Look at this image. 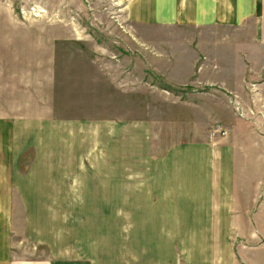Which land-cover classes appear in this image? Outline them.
I'll list each match as a JSON object with an SVG mask.
<instances>
[{
	"label": "rangeland",
	"instance_id": "1",
	"mask_svg": "<svg viewBox=\"0 0 264 264\" xmlns=\"http://www.w3.org/2000/svg\"><path fill=\"white\" fill-rule=\"evenodd\" d=\"M130 8L131 0H0V115L27 125L25 170L38 156L66 188L51 208L58 226L57 235L47 229L51 242L26 232L29 212L18 196L4 197L1 228L11 226L5 239L15 264L70 257L102 264H244L241 252L264 264V253L243 245L264 241V211L257 213L258 200L264 206V82H257L264 74L249 86L254 113L243 108L242 117L223 86L169 83L184 80L199 51L225 68L249 48L259 67L264 21L255 31V21L242 30L198 21L141 23ZM222 70L209 80L240 86ZM232 117L259 130L240 122L254 137L256 161L243 167V154L225 175L218 151L208 155L202 144L228 141ZM29 182L39 189L37 180ZM233 186L243 202L252 200L249 228H229L230 213L221 211L229 210L221 199ZM207 188L213 206L202 204Z\"/></svg>",
	"mask_w": 264,
	"mask_h": 264
},
{
	"label": "crops",
	"instance_id": "2",
	"mask_svg": "<svg viewBox=\"0 0 264 264\" xmlns=\"http://www.w3.org/2000/svg\"><path fill=\"white\" fill-rule=\"evenodd\" d=\"M130 14L134 20H139L141 23L162 21L166 23L172 22L174 25H180L181 23L198 21L202 22L203 24L201 25L206 27L224 26L222 23H225L227 28H235L236 30H242L246 28L250 22L255 21V31L258 26L257 22L264 21V0H131ZM247 50L250 52L249 48H245V50L239 52L238 56L240 61L238 60V63H226L225 68L219 62L216 63L211 61L208 52L199 51L191 64V72L184 78V80L178 82L172 81L169 83L192 85L193 82H196L203 83L207 85L206 87L209 86L214 88L217 86L220 87L221 90H224L222 88L223 86L228 93L225 97L231 98V101L236 99L244 109L247 110L250 108L254 113L253 104L251 103L248 91L249 86L251 87L252 84L251 81H255L258 74H264V63L257 67V61L252 60L249 57ZM258 50L261 51V47ZM200 53L203 55H200ZM189 65L190 64L187 66ZM218 67L222 68V71H226L227 74H231L233 78L235 77L237 80L239 79L240 86L226 85L221 79H218L217 81L209 80L210 73ZM166 74H171V69ZM261 78L262 79L257 82H264V76ZM223 99L227 104L225 98ZM228 108L230 107L228 106ZM231 112L233 113L232 109ZM233 118L234 117H232L230 121L228 119L231 125L232 134L228 141L225 140L223 144L218 145L217 147H214L209 143L202 144L205 145L203 146V149H205L204 151L208 155L210 151L212 154L218 151V164L222 167L225 166L227 170L225 171V175L230 174L231 164H233L235 168L237 160L241 162L243 154L245 156L243 167H246L250 162L255 160L252 156L253 152H250L251 140L254 137L251 136V132L248 133L243 129L240 122L242 121L246 125H249V128L253 129V131L258 132L259 130L257 128H252L253 126L249 124L250 121L249 123L245 121L246 118L243 119L239 117L238 119L240 122L233 121ZM259 121H261V127H259L264 131V121H262L261 117H259ZM26 127L27 125L18 116L0 115V207H2L0 208V264L16 263L15 260H13V255L11 253V244L5 239L8 234H11V226H5L4 233L1 228L2 221L6 218L8 205V202H6V199L4 200V197L12 198L13 196H18L21 199L23 208H25L26 212H29V224L26 232H29L33 237H38L39 235L47 237L51 242L52 237L47 234V229L51 230L53 227L52 235H57L58 228L56 224L57 220L52 218L53 214H51V208L53 206L55 209L57 205L56 198L59 195V191L60 193H65L66 190L62 184L59 188L60 182L58 176L50 175L45 168L47 167L46 162L42 159H38L40 157L37 156L32 160L34 161L31 165L32 168L30 167L28 170H25L23 167L25 165L23 156L27 151L25 141L27 135H29L27 134ZM239 145H241L240 148L238 147ZM238 151L241 152L240 158L237 157ZM30 159H32V157ZM215 161L217 160L212 159V165H215ZM37 175H39V177ZM29 178H34L38 181L39 189L36 188L35 184H30ZM15 181L18 183V188H10ZM224 181L225 180H223V182ZM212 185L213 184H210V188ZM225 185L226 183H224V186ZM224 186L223 188H225ZM230 188L231 190H227L229 193L227 194V199L225 197V189L224 192L220 190L222 197H225L224 199H221V203H224L226 204V207H229V210L221 209V211L222 213L229 212V221L234 222V224L229 225V228L238 229L245 225L249 228L250 226L247 224L250 223V220L249 223H245L247 220L245 216L250 218V214L254 213L252 200L247 201L248 203L243 202V196L237 191L235 186ZM161 190H165V188H161ZM156 192L158 193V191ZM151 196L154 198H158L159 196L163 197V192H161V195L159 194V196L153 192ZM207 197L206 201H203L202 204L213 206L215 200L213 199L214 196L211 189H208ZM247 197L249 198L250 196L248 195ZM3 201H5V203H3ZM259 202L260 201L258 200L257 213L260 216L261 212L264 211V206H260ZM153 203L157 204L158 202ZM213 210L215 209H208V211ZM44 242L45 243L39 241L37 244L47 243L46 240H44ZM23 245H25V243ZM243 245L254 249V251H257L260 255H262L261 252L264 253V248H262L264 241L262 242V240L256 244L249 245L244 243ZM233 249V242L230 241V251H233ZM239 256L244 264L254 263L252 259L249 258L248 260V256L244 255L242 252L239 253ZM76 259L70 257L66 259L67 261L62 260L57 262H54L55 259H51L46 262H41V264H58L61 262H64L61 264H102L99 259L97 261L96 259L89 257L78 258V261H74ZM105 264H110V262L106 261ZM112 264H120V262L113 261Z\"/></svg>",
	"mask_w": 264,
	"mask_h": 264
},
{
	"label": "built area",
	"instance_id": "3",
	"mask_svg": "<svg viewBox=\"0 0 264 264\" xmlns=\"http://www.w3.org/2000/svg\"><path fill=\"white\" fill-rule=\"evenodd\" d=\"M236 107H237V109L240 111L241 115H244V114H243V110H240L239 105H237Z\"/></svg>",
	"mask_w": 264,
	"mask_h": 264
}]
</instances>
